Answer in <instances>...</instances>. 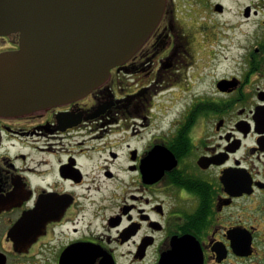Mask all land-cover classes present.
Wrapping results in <instances>:
<instances>
[{
	"label": "flooded vegetation",
	"instance_id": "1",
	"mask_svg": "<svg viewBox=\"0 0 264 264\" xmlns=\"http://www.w3.org/2000/svg\"><path fill=\"white\" fill-rule=\"evenodd\" d=\"M226 6L165 0L105 82L0 115V264H264V20Z\"/></svg>",
	"mask_w": 264,
	"mask_h": 264
},
{
	"label": "water",
	"instance_id": "2",
	"mask_svg": "<svg viewBox=\"0 0 264 264\" xmlns=\"http://www.w3.org/2000/svg\"><path fill=\"white\" fill-rule=\"evenodd\" d=\"M165 0H0V115L73 100L105 82L159 22ZM248 15V8L244 11Z\"/></svg>",
	"mask_w": 264,
	"mask_h": 264
},
{
	"label": "rangeland",
	"instance_id": "3",
	"mask_svg": "<svg viewBox=\"0 0 264 264\" xmlns=\"http://www.w3.org/2000/svg\"><path fill=\"white\" fill-rule=\"evenodd\" d=\"M225 2L226 11L221 16L222 20L224 21H231L233 23H236L235 21L241 20L243 21V6L245 4H251L252 6L256 5L257 9H259V12L257 13L256 20H264V0H222ZM259 7V8H258ZM240 30H244V28L241 26Z\"/></svg>",
	"mask_w": 264,
	"mask_h": 264
}]
</instances>
